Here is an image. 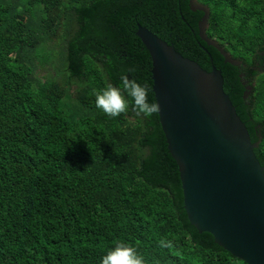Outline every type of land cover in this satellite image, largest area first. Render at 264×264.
Returning a JSON list of instances; mask_svg holds the SVG:
<instances>
[{"label": "trees", "instance_id": "obj_1", "mask_svg": "<svg viewBox=\"0 0 264 264\" xmlns=\"http://www.w3.org/2000/svg\"><path fill=\"white\" fill-rule=\"evenodd\" d=\"M197 1L237 58L264 50V0ZM204 15L189 0H0V264H99L116 241L145 264H248L190 221L158 111L94 103L121 75L156 101L138 25L236 76L200 37Z\"/></svg>", "mask_w": 264, "mask_h": 264}, {"label": "water", "instance_id": "obj_2", "mask_svg": "<svg viewBox=\"0 0 264 264\" xmlns=\"http://www.w3.org/2000/svg\"><path fill=\"white\" fill-rule=\"evenodd\" d=\"M202 11L200 37L232 57L207 34L210 8ZM136 35L150 54L153 92L171 155L176 160L189 219L200 232L248 264H264V166L248 127L225 90L220 69L208 70L138 25Z\"/></svg>", "mask_w": 264, "mask_h": 264}, {"label": "flooded vegetation", "instance_id": "obj_3", "mask_svg": "<svg viewBox=\"0 0 264 264\" xmlns=\"http://www.w3.org/2000/svg\"><path fill=\"white\" fill-rule=\"evenodd\" d=\"M214 40L235 62H237V64H232L230 62L227 63L226 57L215 47L223 57V61L227 65L225 67L232 68L231 66H234L237 75L227 80L224 75L223 67H217L214 58H211V61L205 59L204 62L208 67L213 66L211 70H213L214 67H217L222 71L225 78V90L230 95L238 113L246 123L251 141L255 144V154L260 163L264 166V96H262L264 91H261L264 87V50L252 55L248 60H244L237 58L232 51L228 50L222 44L220 40ZM228 88L230 92L228 91ZM231 95H239L240 101L236 102Z\"/></svg>", "mask_w": 264, "mask_h": 264}, {"label": "clouds", "instance_id": "obj_4", "mask_svg": "<svg viewBox=\"0 0 264 264\" xmlns=\"http://www.w3.org/2000/svg\"><path fill=\"white\" fill-rule=\"evenodd\" d=\"M150 87L135 77L121 75L119 82L106 83L95 92V106L108 116L124 113L131 105L137 114L150 117L158 111V103L149 99ZM99 264H145L143 256L126 241H116L99 258Z\"/></svg>", "mask_w": 264, "mask_h": 264}]
</instances>
